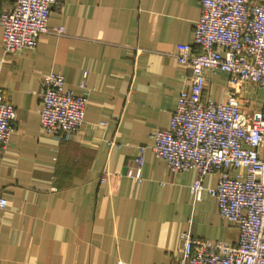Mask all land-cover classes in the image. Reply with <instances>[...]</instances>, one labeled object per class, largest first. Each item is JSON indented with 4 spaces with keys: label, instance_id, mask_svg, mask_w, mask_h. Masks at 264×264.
Returning a JSON list of instances; mask_svg holds the SVG:
<instances>
[{
    "label": "crops",
    "instance_id": "obj_1",
    "mask_svg": "<svg viewBox=\"0 0 264 264\" xmlns=\"http://www.w3.org/2000/svg\"><path fill=\"white\" fill-rule=\"evenodd\" d=\"M14 3L0 0V10ZM200 12V0H57L48 24L63 30L11 53L0 26V87L17 111L0 150V193L7 198L0 264H172L183 230L237 242V226L219 215L214 197L204 190L193 199L195 171L171 172L149 147V133L168 126L190 75L175 53L193 42ZM48 72L62 74L75 93L84 79L81 138L55 140L42 131L40 78ZM208 77L204 95L221 100L227 74ZM263 105L262 88L243 91V110ZM138 153L140 181L133 176ZM216 179L208 173L203 184Z\"/></svg>",
    "mask_w": 264,
    "mask_h": 264
},
{
    "label": "built area",
    "instance_id": "obj_2",
    "mask_svg": "<svg viewBox=\"0 0 264 264\" xmlns=\"http://www.w3.org/2000/svg\"><path fill=\"white\" fill-rule=\"evenodd\" d=\"M56 1L15 0L10 10H0L4 52L33 48L40 34L62 31L61 26L48 24ZM200 5L193 42L175 53L190 75L168 126L149 133V147L171 172L194 170L193 199L198 201L207 191L219 215L237 226L239 237L228 244L183 230V250L172 264H264V105L258 111L240 106L247 87L264 90V0H200ZM209 71L227 74L221 100L204 95ZM40 82L42 131L55 140L75 134L81 138L89 94L84 79L77 93L60 73H45ZM16 116L0 87V150L9 141ZM113 146L120 144L109 141ZM134 160L133 176L140 181L143 154ZM208 173L217 174L213 186L203 184ZM107 176L103 172L100 180ZM6 205L7 198L0 193V210Z\"/></svg>",
    "mask_w": 264,
    "mask_h": 264
}]
</instances>
